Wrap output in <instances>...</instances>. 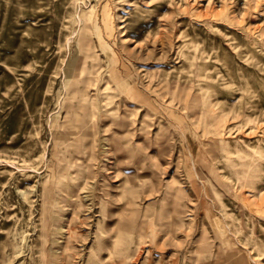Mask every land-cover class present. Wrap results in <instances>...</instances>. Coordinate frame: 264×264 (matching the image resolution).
Segmentation results:
<instances>
[{
	"label": "rangeland",
	"instance_id": "1",
	"mask_svg": "<svg viewBox=\"0 0 264 264\" xmlns=\"http://www.w3.org/2000/svg\"><path fill=\"white\" fill-rule=\"evenodd\" d=\"M0 264H264V0H0Z\"/></svg>",
	"mask_w": 264,
	"mask_h": 264
},
{
	"label": "bare ground",
	"instance_id": "2",
	"mask_svg": "<svg viewBox=\"0 0 264 264\" xmlns=\"http://www.w3.org/2000/svg\"><path fill=\"white\" fill-rule=\"evenodd\" d=\"M73 69H74V68H73ZM73 69H71V71H73ZM67 71H68V70H67ZM71 71H70V72H71ZM73 73H74V72H73Z\"/></svg>",
	"mask_w": 264,
	"mask_h": 264
}]
</instances>
